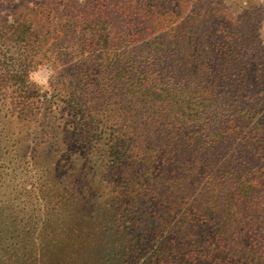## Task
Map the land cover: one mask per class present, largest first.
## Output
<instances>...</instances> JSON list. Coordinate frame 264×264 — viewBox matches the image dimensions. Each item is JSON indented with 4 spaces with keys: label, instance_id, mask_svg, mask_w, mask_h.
Segmentation results:
<instances>
[{
    "label": "trees",
    "instance_id": "trees-1",
    "mask_svg": "<svg viewBox=\"0 0 264 264\" xmlns=\"http://www.w3.org/2000/svg\"><path fill=\"white\" fill-rule=\"evenodd\" d=\"M261 18L251 0H10L0 264H264Z\"/></svg>",
    "mask_w": 264,
    "mask_h": 264
},
{
    "label": "rangeland",
    "instance_id": "rangeland-1",
    "mask_svg": "<svg viewBox=\"0 0 264 264\" xmlns=\"http://www.w3.org/2000/svg\"><path fill=\"white\" fill-rule=\"evenodd\" d=\"M0 13L3 12L6 9V6L9 5L10 0H0ZM252 3L258 5L262 9V18L259 24V42L264 47V0H251ZM4 51H7L6 49H3ZM50 74V71L45 68L41 67L39 68L35 73H32L30 75V78L32 81L37 83L41 89L44 91L47 89V79L48 75Z\"/></svg>",
    "mask_w": 264,
    "mask_h": 264
}]
</instances>
